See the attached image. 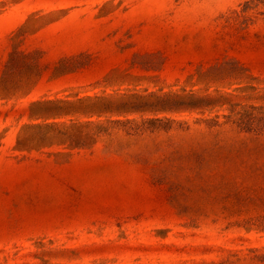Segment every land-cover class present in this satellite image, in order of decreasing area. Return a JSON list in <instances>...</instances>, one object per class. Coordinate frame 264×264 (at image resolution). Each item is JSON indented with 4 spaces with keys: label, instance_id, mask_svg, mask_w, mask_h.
I'll return each mask as SVG.
<instances>
[{
    "label": "rangeland",
    "instance_id": "rangeland-1",
    "mask_svg": "<svg viewBox=\"0 0 264 264\" xmlns=\"http://www.w3.org/2000/svg\"><path fill=\"white\" fill-rule=\"evenodd\" d=\"M0 264H264V0H0Z\"/></svg>",
    "mask_w": 264,
    "mask_h": 264
},
{
    "label": "trees",
    "instance_id": "trees-1",
    "mask_svg": "<svg viewBox=\"0 0 264 264\" xmlns=\"http://www.w3.org/2000/svg\"><path fill=\"white\" fill-rule=\"evenodd\" d=\"M247 119L249 120V124L254 120L253 118L250 117V115L247 116Z\"/></svg>",
    "mask_w": 264,
    "mask_h": 264
}]
</instances>
